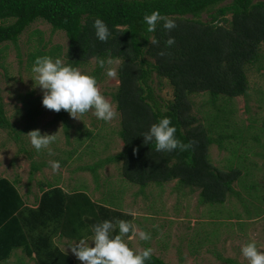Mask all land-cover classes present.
<instances>
[{
  "label": "trees",
  "instance_id": "1",
  "mask_svg": "<svg viewBox=\"0 0 264 264\" xmlns=\"http://www.w3.org/2000/svg\"><path fill=\"white\" fill-rule=\"evenodd\" d=\"M157 10L174 20L177 27L169 32L161 21L154 32H148L143 17ZM97 18L111 32L107 42L99 41L95 35L93 23ZM38 20L51 24L54 31L65 32L69 46L64 53L61 45L47 49V42L40 38L39 46L29 54V67L37 56L59 58L77 69L94 59L97 66L87 74L100 82L99 75L109 61H120V85L111 96L121 113L119 135L124 147L105 161L87 167L96 172V179L99 168L107 163H122L125 179L139 184L142 192L151 182L177 180L180 186L200 189V202L210 205L223 204L228 193L235 192L232 184L239 179L241 170L224 172L212 165L209 147L214 139L192 114L191 96H210L209 104L215 112H208L206 118L211 122L231 118L233 110L220 100L248 95L247 65L261 62L264 56V0H0V45H16ZM170 37L175 38V44L166 47ZM161 51L166 55L161 56ZM97 58L105 60L104 68L99 67ZM156 79L160 80L159 89L163 88L162 80L169 82L172 99L161 95ZM32 94L34 91H30ZM36 100L39 98L29 101L34 106V110L27 111L32 119L38 113ZM68 114L62 109L55 118L64 123L67 133L71 128ZM163 117L171 119L176 137L191 143L190 148L157 152L154 142L144 143L143 133ZM13 127L0 88V128ZM85 136L95 139L97 135L89 131ZM254 139L258 141L259 137ZM46 166L34 160L31 177ZM17 182L0 177V264L19 248L29 257L36 254L37 264H75L69 253L54 246L52 236L43 228L50 230L52 226L63 236L81 240L92 235L91 228L96 223L132 218L118 209L116 202H98L86 190L65 191L51 183L40 185L38 206L31 207ZM218 257L224 259L222 253ZM146 264L172 263L152 253Z\"/></svg>",
  "mask_w": 264,
  "mask_h": 264
},
{
  "label": "rangeland",
  "instance_id": "2",
  "mask_svg": "<svg viewBox=\"0 0 264 264\" xmlns=\"http://www.w3.org/2000/svg\"><path fill=\"white\" fill-rule=\"evenodd\" d=\"M204 18L208 16L205 14ZM40 38L47 42V49L61 45L64 53L69 46L65 32L54 31L44 20L28 27L16 45L12 42L0 45V88L7 115L14 126L11 130L0 128V177L18 180L22 195L29 189L35 196L31 198L32 203L38 201L41 194L38 182L56 183L58 180L65 183L68 191L86 190L94 199L103 197L104 202H116L118 209L133 214L130 221L139 230L152 234L150 241L124 237L125 243L137 251L150 247L153 254L172 264H248L240 249L253 240L259 250L264 251V56L261 62L247 65L248 95L220 100L222 105L233 110L231 118L211 122L206 118L208 112H215L209 104L210 96H191L192 114L214 139L209 147L212 165L224 172L241 170L239 179L232 184L235 192L228 193L223 204L210 205L200 202V189L180 186L177 180L161 184L151 182L142 192L139 184L125 179L122 163H107L99 168L96 179V172L87 167L105 161L124 147L119 135L121 113L111 96L120 85L117 71L120 61L110 62L97 82L117 116L104 122L97 119L92 110L79 118L68 114L71 128L67 133L64 123L55 121L58 112L42 105L43 90L35 84L29 67V54L39 46ZM261 48L264 55V45ZM96 66L93 59L79 70L87 74ZM109 69L116 71L115 77L106 75ZM159 81H155L158 89ZM162 81L161 95L170 100L173 88L166 79ZM30 91L34 94L29 95ZM36 98H39L34 103L38 113L32 119L27 111L34 110L29 101ZM36 129L41 134H56V141L50 145L51 155L47 149L37 152L30 144L26 134ZM89 131L97 135L95 139L85 136ZM257 136L258 141L254 139ZM34 160L47 163V166L31 177ZM53 161L60 163L57 171L52 169ZM80 167L86 168L80 171ZM89 245L94 246L90 241ZM17 250L18 257L14 255L8 263L20 260L35 264L23 250ZM217 252L222 253L224 259L237 262L229 263L219 258ZM75 261V264H82L78 259Z\"/></svg>",
  "mask_w": 264,
  "mask_h": 264
},
{
  "label": "clouds",
  "instance_id": "3",
  "mask_svg": "<svg viewBox=\"0 0 264 264\" xmlns=\"http://www.w3.org/2000/svg\"><path fill=\"white\" fill-rule=\"evenodd\" d=\"M161 21L163 28L169 32L177 27L174 20L162 16L158 10L143 17L148 32H154ZM93 28L99 41L109 40L111 32L103 20L95 19ZM151 43L157 44L158 41L152 40ZM174 44V37L166 41V47ZM159 54L166 55L164 51ZM97 62L100 68L105 67L104 59L97 58ZM31 71L35 84L43 90L42 105L47 109L56 112L63 109L73 118H79L80 115L92 110L93 115L104 122H110L117 116L113 105L101 94L94 76L83 73L70 64H63L59 58L53 60L49 56H37ZM106 75L115 77L116 71L109 69ZM26 135L37 152L47 149L49 155L52 154L50 145L56 141V134H41L40 130L36 129ZM142 136L145 144L154 142L157 152L186 151L191 147V143L185 144L176 137V127L169 117H163L152 124ZM51 166L53 171H57L60 163L53 161ZM117 229L118 234H114ZM91 232L90 238L81 239L71 246L72 252L82 264H146L152 258V248L137 251L125 243L124 237L129 240L138 237L141 241L152 239L150 232L139 230L131 221L104 220L93 225ZM89 239L94 246L89 245ZM240 252L248 264H264V251L259 250L254 240L243 245ZM3 264H8V261Z\"/></svg>",
  "mask_w": 264,
  "mask_h": 264
},
{
  "label": "crops",
  "instance_id": "4",
  "mask_svg": "<svg viewBox=\"0 0 264 264\" xmlns=\"http://www.w3.org/2000/svg\"><path fill=\"white\" fill-rule=\"evenodd\" d=\"M39 183V185H41V184H44V185H46V184H48V183H50V182H42L41 184H40V182H38ZM51 184H55V185H59V186H61V187H63L64 188V190L65 191H68V189H66V187H65V183L62 181L61 182V180H58L56 183H51ZM41 191V190H40ZM88 192V191H87ZM89 193V192H88ZM27 194V195H26ZM26 194L24 195L23 194V196L25 197V200H26V202H27V205H29V206H31V207H37L38 206V202H37V200H35V202L34 203H32L31 202V198H35V196L33 197V195H31V192H30V190L29 189H27L26 190ZM41 194H42V192H41ZM40 194V195H41ZM91 195V194H90ZM92 196V195H91ZM93 198V197H92ZM103 198V197H102ZM102 198H99V199H94V200H96V201H102L103 203H105L104 202V200L102 199ZM42 230H44L45 231V233H49L51 236H52V242H53V244H54V246H56V247H58V248H60L61 250H63V251H65V252H67V253H69L75 260L77 259L76 258V256L74 255V253L72 252V250H71V246H73L75 243H78V241H80V240H77V239H72V238H69V237H67V236H63L62 234H61V232H58V231H56V229L54 228H52V226H51V229L49 230L48 228H43ZM38 233H39V230H37L36 231V238H38ZM91 236H89V237H87V238H84V239H88V238H90ZM89 241H90V239H89ZM88 241V242H89ZM90 243H93V242H91L90 241ZM23 250L22 248H19V250ZM18 251V250H17ZM17 251L14 253V255L16 256V257H18V254H17ZM24 253V252H23ZM25 254V253H24ZM14 255H12L11 257H10V259L9 260H7L8 262H11V260L13 259V258H15L14 257ZM27 256V255H26ZM27 257H29V256H27ZM29 259H32L33 261H34V263L35 264H37V261H36V254H34L33 255V257H29ZM28 259V260H29ZM27 260V261H28ZM76 262V261H75ZM8 264H11V263H8ZM12 264H27V263H24V262H22V261H20V260H18L17 262H14V263H12Z\"/></svg>",
  "mask_w": 264,
  "mask_h": 264
}]
</instances>
